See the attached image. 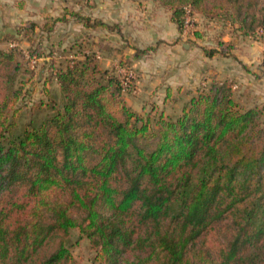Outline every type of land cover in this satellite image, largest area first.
<instances>
[{"label": "trees", "instance_id": "obj_1", "mask_svg": "<svg viewBox=\"0 0 264 264\" xmlns=\"http://www.w3.org/2000/svg\"><path fill=\"white\" fill-rule=\"evenodd\" d=\"M155 1L181 33L186 6L235 36L264 29V0ZM64 18L41 31L26 23L0 42L37 31V63ZM216 43L204 48L208 57L232 55L234 43ZM10 47H0V264H74L67 238L76 228L100 264H264V107L241 105L232 81L212 80L178 117L142 114L128 105L117 70L83 50L47 80L62 105L21 124L22 51Z\"/></svg>", "mask_w": 264, "mask_h": 264}, {"label": "crops", "instance_id": "obj_2", "mask_svg": "<svg viewBox=\"0 0 264 264\" xmlns=\"http://www.w3.org/2000/svg\"><path fill=\"white\" fill-rule=\"evenodd\" d=\"M91 3L94 5L89 7ZM72 12L117 24L121 32L103 27L86 28L76 21ZM57 18L64 19L57 22L48 37L54 43L60 31L67 29L61 39L68 43L59 41L56 47L73 43L70 34L74 25L80 31L78 38H83L80 41L87 43L93 39L92 47L103 68L116 69L126 61L137 70V93L125 95V99L139 113L168 116L173 107L176 110L180 105L182 111L179 92L191 90L193 93L189 91V94L194 97L204 73L210 78L222 70L232 78L233 88L239 89L244 103L264 107L263 36H235L228 30L222 40L235 44L232 55L208 57L195 47L199 39L192 36V41L185 40L172 12L155 0H32L31 4L27 0H0V40L26 23H36L37 31H41L47 21ZM209 46L216 47L217 43L212 41ZM150 47L153 49L148 53H138V49ZM216 60L231 67L221 70Z\"/></svg>", "mask_w": 264, "mask_h": 264}, {"label": "rangeland", "instance_id": "obj_3", "mask_svg": "<svg viewBox=\"0 0 264 264\" xmlns=\"http://www.w3.org/2000/svg\"><path fill=\"white\" fill-rule=\"evenodd\" d=\"M28 2L30 1V4L32 3V0H27ZM26 2V1H25ZM34 2V1H33ZM34 4V3H33ZM93 6L94 4L91 3L89 4ZM196 19V30L193 33H190L188 36H185V40H191L190 39L192 36L196 37L195 32H199L202 34L201 38L199 39V42L197 43L196 40H193L194 44L199 49L202 50V52L205 54L204 48H209L210 43L212 41H217L219 38H223L224 35H226L229 30V26L219 23L218 21H208L205 19L203 16L197 14L195 15ZM24 29L28 28V26L22 27ZM67 30V29H66ZM66 30L60 31V35L55 39L53 43V39L48 37L43 40V57L42 59H39L37 63L32 62L30 59V48L34 44V40L38 38V32L32 33L31 31L27 33L25 30L17 37L18 41L15 43L17 44L16 46L21 49L22 54H21V64H22V73L20 74L19 77V83L17 84L19 87L22 88V94L21 98L16 104V107H21V112L19 116V122L21 124H25L26 122L29 121H40L46 113L51 111L52 107L51 104L53 102H56L58 107L62 105L64 102V95L59 88L58 84L56 81L47 83V80L54 74L55 71L53 69H59L61 67H64L66 64V61L69 60H78L77 58H80V55L85 51V50H90L91 53L94 51V47L91 45H94L93 39L88 41L87 43H83L84 41H80V39L83 38H78V31L75 29V26L72 25L71 28V42H79L80 44H83L82 47L76 46V44L71 43L73 45H66L63 47V45H60L59 47H56L58 45L57 42L63 41V38L65 34H67ZM66 32V33H65ZM197 38V37H196ZM77 39V40H76ZM67 44L68 42H64ZM15 46V47H16ZM69 46H72V49H70ZM209 46V47H208ZM0 47H10L9 42L3 43L0 42ZM11 48V47H10ZM84 50V51H83ZM66 53V55L63 57V53ZM90 53V52H89ZM220 55V58H225L226 56ZM54 61V63L52 62ZM217 61V66L219 68L225 69L226 66L231 67V65H225L221 62ZM124 62V61H122ZM125 63V62H124ZM235 64L236 63L234 61ZM239 67V66H238ZM231 69V68H230ZM136 70V69H135ZM137 71V70H136ZM234 71V70H233ZM222 73V74H221ZM215 74L214 76H211L210 78L207 77V74L204 73V77L201 79L199 82V88L195 92L196 96L198 92L203 88L207 87V85L212 81V80H218L219 82H231L232 78L230 79L229 76H227L226 73H224V70H222ZM235 80V79H233ZM51 81V79H50ZM234 83V81H232ZM48 91V94L45 93ZM191 91V90H189ZM187 93L181 91L179 92V104H182L183 107L184 105L190 101L192 98L191 94L193 91ZM234 98L243 106H250L247 105L246 103L243 102L239 89H234L232 88ZM189 98V99H187ZM44 100V106L39 108L40 102ZM186 100V101H185ZM245 107V108H246ZM183 109V108H182ZM181 105L178 107V109L175 110V107H173V110L171 111V115H168L169 117H178L181 114ZM157 116V114H154ZM219 236L223 239V235L221 233ZM67 243L71 248V251L74 256V264H100L98 260L96 259L97 251L86 237H82L80 235L79 229H72L70 231V234L67 238Z\"/></svg>", "mask_w": 264, "mask_h": 264}, {"label": "built area", "instance_id": "obj_4", "mask_svg": "<svg viewBox=\"0 0 264 264\" xmlns=\"http://www.w3.org/2000/svg\"><path fill=\"white\" fill-rule=\"evenodd\" d=\"M196 30V19L195 13L190 6L185 7L184 14V26L182 31V36H188ZM259 37H264V29H260L258 32ZM11 46H16L17 44L11 43ZM36 62V59H32ZM118 77L120 79L121 87L123 93L126 95H131L137 93L138 90V72L134 67L128 65H120L116 68ZM236 88V85L234 86Z\"/></svg>", "mask_w": 264, "mask_h": 264}]
</instances>
